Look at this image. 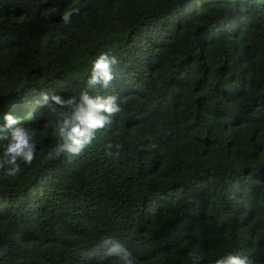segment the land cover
Instances as JSON below:
<instances>
[{"label":"trees","instance_id":"obj_1","mask_svg":"<svg viewBox=\"0 0 264 264\" xmlns=\"http://www.w3.org/2000/svg\"><path fill=\"white\" fill-rule=\"evenodd\" d=\"M116 244L264 264V0H0V264Z\"/></svg>","mask_w":264,"mask_h":264},{"label":"clouds","instance_id":"obj_2","mask_svg":"<svg viewBox=\"0 0 264 264\" xmlns=\"http://www.w3.org/2000/svg\"><path fill=\"white\" fill-rule=\"evenodd\" d=\"M65 21L69 19V15L66 14L64 16ZM95 69L107 80L111 79V75L108 69V63L105 61L104 57L101 56L99 60L95 63ZM47 99V97H45ZM57 103H60L59 97H54ZM94 107L99 108H105L108 112H113L115 109L112 107L111 103H109L107 106L105 105H96ZM86 122L89 124L90 127L96 128V127H102L103 126V119L102 118H96L91 113L85 118ZM73 131L79 132L78 129H73ZM13 140L14 143H12L9 148L8 152L13 154V158L16 156H21L24 161L28 164H31L34 159V152L32 149V146L29 143V137L27 133L22 128H16L13 132ZM79 143V142H77ZM73 151H76V149H73ZM109 255H115L121 257L125 264H135L134 257L128 249L124 248L123 246L116 244L108 251ZM234 264H244L243 261L235 260Z\"/></svg>","mask_w":264,"mask_h":264}]
</instances>
